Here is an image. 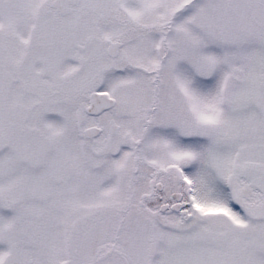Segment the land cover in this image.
<instances>
[{
    "label": "snow or ice",
    "instance_id": "obj_1",
    "mask_svg": "<svg viewBox=\"0 0 264 264\" xmlns=\"http://www.w3.org/2000/svg\"><path fill=\"white\" fill-rule=\"evenodd\" d=\"M0 264H264V0H0Z\"/></svg>",
    "mask_w": 264,
    "mask_h": 264
}]
</instances>
